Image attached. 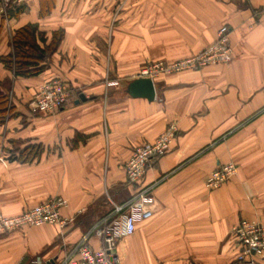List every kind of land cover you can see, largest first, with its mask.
<instances>
[{"label": "crops", "instance_id": "1", "mask_svg": "<svg viewBox=\"0 0 264 264\" xmlns=\"http://www.w3.org/2000/svg\"><path fill=\"white\" fill-rule=\"evenodd\" d=\"M23 5L3 23L0 58L30 24L49 43L56 32L64 38L37 77L15 78L0 62L14 105L0 125V215L62 197L67 225L1 234L0 264L59 263L141 186H154L152 214L118 243L120 264L234 262V227L247 219L264 228V0H52L44 17L41 0ZM225 25L233 62L162 74L152 102L128 95L143 66L194 57ZM53 80L67 82L75 100L53 115L34 113L32 100ZM170 124L178 127L170 151L149 165L141 186L130 185L125 165L133 152ZM28 145L43 146L40 159L7 160ZM226 164L237 166L236 175L208 190L209 175ZM88 243L101 247L96 236Z\"/></svg>", "mask_w": 264, "mask_h": 264}, {"label": "built area", "instance_id": "2", "mask_svg": "<svg viewBox=\"0 0 264 264\" xmlns=\"http://www.w3.org/2000/svg\"><path fill=\"white\" fill-rule=\"evenodd\" d=\"M23 2L24 0H0V18L7 19L8 10L13 5H20ZM230 35L231 29L225 25L219 29L217 40L200 54L173 63L147 64L140 70L138 78L154 82L162 74L199 71L210 66L230 64L234 60ZM76 96V92L67 82L53 80L39 89L30 107L36 114L53 115L70 105ZM177 133V125L170 124L154 142L135 149L125 165L130 185H142L149 165L170 151ZM0 162H6L5 158L0 156ZM236 172L235 164L218 167L207 178V189L210 191L220 189L236 175ZM153 188L154 186H141L130 200L124 204L114 205L112 210L83 237L71 254L57 264H120L118 243L135 232L139 221L147 219L152 214ZM67 206L68 202L64 198L53 197L20 215L12 217L0 215V235L26 227L46 225L65 227L67 220L63 218L61 211ZM92 236H96L100 241L99 249L89 245ZM232 237L237 251L235 258L237 264H264V228L257 220L243 219L234 227ZM34 264L47 263L35 261Z\"/></svg>", "mask_w": 264, "mask_h": 264}, {"label": "trees", "instance_id": "3", "mask_svg": "<svg viewBox=\"0 0 264 264\" xmlns=\"http://www.w3.org/2000/svg\"><path fill=\"white\" fill-rule=\"evenodd\" d=\"M41 15H48L52 9V0H41ZM25 10L23 4L13 5L8 10L7 17L18 16ZM5 19L0 18V33ZM64 38V32L59 31L53 35L49 43L46 34L41 32L37 25L30 24L16 31L12 46L13 52L0 58L6 69L13 72L15 78L37 77L44 73L49 65V60L58 51ZM9 83L0 82V125L14 116V105L8 92L3 90ZM44 152L41 145H28L17 153L8 157L10 162L33 163L40 159ZM231 264H237L235 261Z\"/></svg>", "mask_w": 264, "mask_h": 264}, {"label": "water", "instance_id": "4", "mask_svg": "<svg viewBox=\"0 0 264 264\" xmlns=\"http://www.w3.org/2000/svg\"><path fill=\"white\" fill-rule=\"evenodd\" d=\"M127 93L132 98H143L152 102L156 98V89L155 84L150 79L138 78L131 82L127 87ZM85 100V97L82 95L77 103Z\"/></svg>", "mask_w": 264, "mask_h": 264}, {"label": "rangeland", "instance_id": "5", "mask_svg": "<svg viewBox=\"0 0 264 264\" xmlns=\"http://www.w3.org/2000/svg\"><path fill=\"white\" fill-rule=\"evenodd\" d=\"M233 62V61H232Z\"/></svg>", "mask_w": 264, "mask_h": 264}]
</instances>
